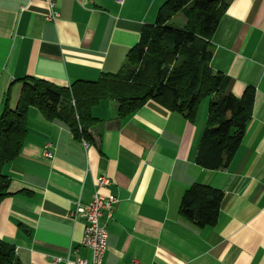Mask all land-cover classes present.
Listing matches in <instances>:
<instances>
[{
  "label": "crops",
  "instance_id": "0c3cea01",
  "mask_svg": "<svg viewBox=\"0 0 264 264\" xmlns=\"http://www.w3.org/2000/svg\"><path fill=\"white\" fill-rule=\"evenodd\" d=\"M167 1L58 0L60 17L49 21L48 0H0V114L7 103L16 107L25 78L71 87L118 73ZM210 45L227 92L242 98L254 89L251 119L224 170L197 163L208 100L194 120L153 101L122 119L115 101L102 100L92 108L90 142L30 109L21 153L3 167L10 189L0 201V240L22 264L91 260L85 221L71 212L91 201L100 176L112 181L100 193L119 200L102 220L103 264H264V0H232ZM194 184L224 193L213 226L180 213Z\"/></svg>",
  "mask_w": 264,
  "mask_h": 264
},
{
  "label": "trees",
  "instance_id": "16d2710c",
  "mask_svg": "<svg viewBox=\"0 0 264 264\" xmlns=\"http://www.w3.org/2000/svg\"><path fill=\"white\" fill-rule=\"evenodd\" d=\"M231 1L168 0L128 52L122 69L96 82L58 87L41 79H23L16 107L7 103L0 114V201L10 189L3 167L21 153L31 108L48 120L65 123L75 139L90 142V129L96 123L92 108L102 100L115 101L122 119L153 101L194 120L201 102L209 98L197 163L209 170L226 169L242 143L254 102L253 88L236 98L227 92L229 78L210 66V39ZM178 16L184 17L183 26L172 23ZM223 197L221 190L194 184L182 196L180 213L197 227L213 226ZM0 264H22L15 247L2 240Z\"/></svg>",
  "mask_w": 264,
  "mask_h": 264
},
{
  "label": "built area",
  "instance_id": "2783aa9c",
  "mask_svg": "<svg viewBox=\"0 0 264 264\" xmlns=\"http://www.w3.org/2000/svg\"><path fill=\"white\" fill-rule=\"evenodd\" d=\"M58 0H48L51 13L46 17L49 21H56L60 17L57 11ZM51 144L44 148V156L48 159L53 158ZM112 185L110 178L100 176L97 180V191L93 195L91 201L87 204L76 202L74 210L71 212L73 219L83 218L85 221V232L83 238V246L88 248L92 257L91 260L67 261L66 264H103L106 252L108 250V230L107 223L103 222V218L112 219L115 207L119 200L114 195H103L100 189L107 188ZM132 264H140L134 261Z\"/></svg>",
  "mask_w": 264,
  "mask_h": 264
},
{
  "label": "rangeland",
  "instance_id": "374dc122",
  "mask_svg": "<svg viewBox=\"0 0 264 264\" xmlns=\"http://www.w3.org/2000/svg\"><path fill=\"white\" fill-rule=\"evenodd\" d=\"M172 23H175V24H177V25H179V26H183L184 23H185V19H184L183 16H178L177 18H175V19L173 20ZM204 100H205V101H204ZM204 100L201 102V106H202L203 102H208V101H209V98H206V99H204ZM207 100H208V101H207Z\"/></svg>",
  "mask_w": 264,
  "mask_h": 264
}]
</instances>
